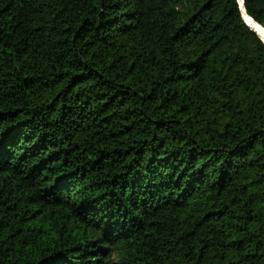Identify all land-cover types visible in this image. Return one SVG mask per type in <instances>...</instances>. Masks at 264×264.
<instances>
[{"label": "trees", "instance_id": "1", "mask_svg": "<svg viewBox=\"0 0 264 264\" xmlns=\"http://www.w3.org/2000/svg\"><path fill=\"white\" fill-rule=\"evenodd\" d=\"M239 3L0 0V264H264V0Z\"/></svg>", "mask_w": 264, "mask_h": 264}, {"label": "water", "instance_id": "2", "mask_svg": "<svg viewBox=\"0 0 264 264\" xmlns=\"http://www.w3.org/2000/svg\"><path fill=\"white\" fill-rule=\"evenodd\" d=\"M238 1V3H239V0H237ZM239 5H240V3H239ZM243 5H244V0H243ZM240 9H241V11H242V8H241V6H240ZM242 14H243V12H242ZM244 16V15H243ZM253 30V29H252ZM255 31V30H254ZM256 32V31H255ZM258 34V33H257ZM262 39V38H261ZM263 40V39H262ZM264 41V40H263Z\"/></svg>", "mask_w": 264, "mask_h": 264}]
</instances>
